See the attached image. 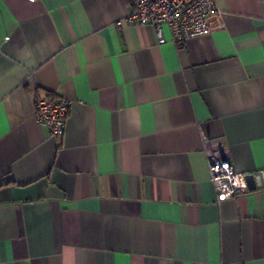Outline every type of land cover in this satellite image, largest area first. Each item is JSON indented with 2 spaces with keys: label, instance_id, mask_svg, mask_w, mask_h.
<instances>
[{
  "label": "crops",
  "instance_id": "1",
  "mask_svg": "<svg viewBox=\"0 0 264 264\" xmlns=\"http://www.w3.org/2000/svg\"><path fill=\"white\" fill-rule=\"evenodd\" d=\"M214 1L158 44L130 0H0V264H264V185L219 199L202 139L264 171V0Z\"/></svg>",
  "mask_w": 264,
  "mask_h": 264
},
{
  "label": "built area",
  "instance_id": "2",
  "mask_svg": "<svg viewBox=\"0 0 264 264\" xmlns=\"http://www.w3.org/2000/svg\"><path fill=\"white\" fill-rule=\"evenodd\" d=\"M131 10L125 17L128 23L152 24L158 44L166 26L170 40L182 44L189 38L210 32L211 19L217 15L214 0H130ZM222 26L218 24L217 27ZM71 101L64 97L36 96L33 117L37 124L56 137H62ZM209 177L218 198L235 196L248 190L246 173L236 171L231 163L229 148L220 138L202 136Z\"/></svg>",
  "mask_w": 264,
  "mask_h": 264
},
{
  "label": "water",
  "instance_id": "3",
  "mask_svg": "<svg viewBox=\"0 0 264 264\" xmlns=\"http://www.w3.org/2000/svg\"><path fill=\"white\" fill-rule=\"evenodd\" d=\"M264 171L263 172H254L246 175L247 187L248 189L255 188L257 186L264 185L263 182Z\"/></svg>",
  "mask_w": 264,
  "mask_h": 264
}]
</instances>
